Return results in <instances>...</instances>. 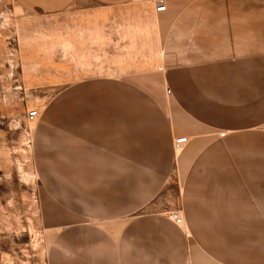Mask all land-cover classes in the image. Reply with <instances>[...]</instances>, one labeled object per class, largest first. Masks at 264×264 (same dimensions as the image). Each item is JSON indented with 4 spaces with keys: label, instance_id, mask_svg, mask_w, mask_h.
I'll return each mask as SVG.
<instances>
[{
    "label": "crops",
    "instance_id": "0c3cea01",
    "mask_svg": "<svg viewBox=\"0 0 264 264\" xmlns=\"http://www.w3.org/2000/svg\"><path fill=\"white\" fill-rule=\"evenodd\" d=\"M14 2L69 40L34 131L46 263L264 264V0Z\"/></svg>",
    "mask_w": 264,
    "mask_h": 264
},
{
    "label": "rangeland",
    "instance_id": "374dc122",
    "mask_svg": "<svg viewBox=\"0 0 264 264\" xmlns=\"http://www.w3.org/2000/svg\"><path fill=\"white\" fill-rule=\"evenodd\" d=\"M60 25L0 0V264H47L51 235L41 216L33 147L43 103L71 83L59 82V50L69 42L60 38L66 29ZM32 110L34 121L27 118Z\"/></svg>",
    "mask_w": 264,
    "mask_h": 264
},
{
    "label": "built area",
    "instance_id": "2783aa9c",
    "mask_svg": "<svg viewBox=\"0 0 264 264\" xmlns=\"http://www.w3.org/2000/svg\"><path fill=\"white\" fill-rule=\"evenodd\" d=\"M166 10V5L164 0H154V11L156 13H161ZM27 118L30 121H34L38 118V111L32 110L27 113ZM187 143L186 137H179L173 140V150L174 152H180L182 147ZM169 219L175 224H181L182 218L176 212L169 213Z\"/></svg>",
    "mask_w": 264,
    "mask_h": 264
},
{
    "label": "bare ground",
    "instance_id": "6f19581e",
    "mask_svg": "<svg viewBox=\"0 0 264 264\" xmlns=\"http://www.w3.org/2000/svg\"><path fill=\"white\" fill-rule=\"evenodd\" d=\"M175 153H178L177 151Z\"/></svg>",
    "mask_w": 264,
    "mask_h": 264
}]
</instances>
